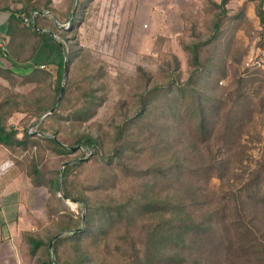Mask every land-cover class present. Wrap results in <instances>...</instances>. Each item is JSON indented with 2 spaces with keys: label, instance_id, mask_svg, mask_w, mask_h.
<instances>
[{
  "label": "rangeland",
  "instance_id": "rangeland-1",
  "mask_svg": "<svg viewBox=\"0 0 264 264\" xmlns=\"http://www.w3.org/2000/svg\"><path fill=\"white\" fill-rule=\"evenodd\" d=\"M145 3H7L17 16H35L31 24L20 19L11 24L0 55V124L21 139L9 147V155L28 191L30 226L24 241L29 264H42L50 256L53 264H137L150 227L173 218L141 213L137 201L182 199L196 211L222 207L225 189L242 187L260 157L264 20L257 9L264 0H229L225 7L221 0H177L155 18L147 17ZM43 33L65 44L67 74L55 114L41 118L58 103L62 57L46 47ZM242 77L251 84L243 89L252 87L258 104L246 123L245 147L235 168L223 179L189 176L203 172L210 152L208 144L190 145L183 119L196 110V95L189 91L186 105L176 111L172 98L180 96L178 84L208 100L233 91ZM88 135L97 140L94 147L77 143ZM46 136L79 148L61 152ZM217 142H210L213 151L221 146ZM76 162L64 178L65 166ZM54 179L61 180L60 189L53 188ZM108 208L114 217H108ZM121 208L127 210L118 214ZM256 216L261 219L258 209L246 219ZM30 237L46 243L35 254Z\"/></svg>",
  "mask_w": 264,
  "mask_h": 264
},
{
  "label": "trees",
  "instance_id": "trees-1",
  "mask_svg": "<svg viewBox=\"0 0 264 264\" xmlns=\"http://www.w3.org/2000/svg\"><path fill=\"white\" fill-rule=\"evenodd\" d=\"M228 2L229 0H221L220 5L225 7ZM257 13L264 20L263 5L258 6ZM26 16L31 17L32 15ZM34 18L35 16L27 24L33 23ZM19 19L24 22L20 15L17 16L12 11L10 28L11 24ZM9 33H11L10 30ZM43 34L45 35L46 47H49L51 51L57 50L62 56L58 69L57 92L59 93L62 89L66 61L65 44L58 41L52 34ZM194 53L195 58H197V49L194 50ZM244 84L246 86L251 85L249 82L245 83V79L242 77L238 80V86L233 91H224L223 95L208 100H203L189 85L178 84L177 90L180 92V96L175 95L172 98V103H176V111H180L186 105L189 91L196 95V110L194 108L189 113L188 119H183L184 122H187V128H189L192 136L190 145L199 149L201 144H208L207 149L210 152L208 161L206 160L207 164L201 167L203 172L195 174L194 171H191L189 176H197L198 179L204 178L206 181H210L213 177L223 179L227 173L235 168L237 155L242 152L241 148L245 147L246 123L254 118L256 114L254 105L258 104L255 102L258 97L257 93L252 87L246 88L245 86L246 90L243 89ZM52 114H55V110ZM180 115L182 114L180 113ZM24 136H28V131L25 132ZM45 138L55 144L61 152H71L72 147H76L61 143L53 136H46ZM213 139L218 141L217 143H221L216 151H213L210 146ZM0 143L9 148L14 144H21V139L16 137V131L8 130L0 124ZM77 143L94 147L97 140L88 135L79 138ZM73 165H79V162L65 166L64 178L68 176ZM161 174H163L161 182L165 183L167 181L165 171ZM51 184L53 188L60 189L61 180L54 179ZM189 188L191 187L185 189ZM64 194L68 197L72 196V193L66 189ZM223 199L226 203L222 207H197V210L200 211L204 209L200 214H198L200 211H196V209H188L187 204L180 201L182 199L174 203L166 199L155 201L151 198L137 201L135 206L136 208L139 207L141 213H158L163 217L173 216L171 220L166 218L158 226L150 227V234L144 241H141L144 244L145 252L137 254V264H254L256 261L257 264H263L264 147L259 159L245 178L242 187L237 190L225 189ZM108 209V217H114V213L110 208ZM257 209L261 213V219L256 216L248 221L246 218L249 216V211H257ZM121 210L127 209L121 208L118 210V214L123 212ZM261 229L262 233H260ZM29 242L31 254H35L46 244L44 240L35 237H30ZM53 263L55 261L50 256L42 264Z\"/></svg>",
  "mask_w": 264,
  "mask_h": 264
},
{
  "label": "crops",
  "instance_id": "crops-1",
  "mask_svg": "<svg viewBox=\"0 0 264 264\" xmlns=\"http://www.w3.org/2000/svg\"><path fill=\"white\" fill-rule=\"evenodd\" d=\"M12 1L0 0V38L4 42L9 39L12 15L7 3ZM174 1L177 0H146L147 17H160V13L169 10ZM9 154L10 148L0 143V167L6 162L11 163L0 173V264H29L24 241L30 226L28 191Z\"/></svg>",
  "mask_w": 264,
  "mask_h": 264
},
{
  "label": "water",
  "instance_id": "water-1",
  "mask_svg": "<svg viewBox=\"0 0 264 264\" xmlns=\"http://www.w3.org/2000/svg\"><path fill=\"white\" fill-rule=\"evenodd\" d=\"M66 74H67V62L65 61V64H64V72H63V79L66 77ZM63 91H64V86L62 85V89H61V93H60V97H59V100H58L57 105L53 109H51L50 111H48L46 114H44L41 118H43V117L51 114L57 108L58 104L62 100ZM77 148H79V147H72V150H76ZM61 192H63V187H61ZM82 219H83V222H84L85 219H86L85 214H83ZM57 236L58 235H56L55 238ZM52 246H53V241H51V243H50V247H52Z\"/></svg>",
  "mask_w": 264,
  "mask_h": 264
},
{
  "label": "built area",
  "instance_id": "built-area-1",
  "mask_svg": "<svg viewBox=\"0 0 264 264\" xmlns=\"http://www.w3.org/2000/svg\"><path fill=\"white\" fill-rule=\"evenodd\" d=\"M20 16L23 18L25 23H29L34 17V15L28 17L24 13L20 14ZM4 50H5V42L3 41V39L0 38V53H2ZM10 164H11L10 162H6L4 165H2V167H0V173L6 171V169L10 166Z\"/></svg>",
  "mask_w": 264,
  "mask_h": 264
}]
</instances>
